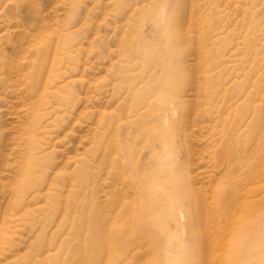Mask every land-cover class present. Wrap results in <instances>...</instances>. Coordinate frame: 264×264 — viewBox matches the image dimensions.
Here are the masks:
<instances>
[{"label": "rangeland", "instance_id": "1", "mask_svg": "<svg viewBox=\"0 0 264 264\" xmlns=\"http://www.w3.org/2000/svg\"><path fill=\"white\" fill-rule=\"evenodd\" d=\"M263 177L264 0H0V264H263Z\"/></svg>", "mask_w": 264, "mask_h": 264}, {"label": "bare ground", "instance_id": "2", "mask_svg": "<svg viewBox=\"0 0 264 264\" xmlns=\"http://www.w3.org/2000/svg\"><path fill=\"white\" fill-rule=\"evenodd\" d=\"M42 79V78H41ZM40 79V80H41ZM42 81V80H41ZM40 82V81H39ZM172 105V104H171ZM175 114V113H174ZM174 116V115H173ZM165 128V127H164ZM260 140V139H259ZM259 154V153H258ZM166 157V156H165ZM181 157V156H180ZM184 173V172H183ZM185 174V173H184ZM187 175V174H186ZM255 176V175H254ZM252 177V176H251ZM256 177H258V176H256ZM259 178V177H258ZM264 178V177H263ZM253 179V178H252ZM130 182H131V180H129ZM262 181H264V179L262 180ZM261 182V181H260ZM215 184V183H214ZM239 184V183H238ZM237 184V185H238ZM250 184H253L252 183V181L250 182ZM262 185L264 186V182L262 183ZM130 186V185H129ZM131 187V186H130ZM241 187H242V185H241ZM258 187V186H257ZM257 187L256 188H251L250 186L248 187H246L245 189H238V187H237V191H234V193L231 195V197H229L228 196V198H225V200H224V204H223V208L221 209L222 210V213L225 215V216H228V215H234L235 216V214L237 215V213H236V210H239V209H236V206H237V204L239 203V206H240V204H241V200L242 201H245V199H244V197L246 196V195H251V193L255 190V189H257ZM235 188H236V186H235ZM137 190V189H136ZM260 192H262V189L260 188ZM264 192V191H263ZM135 194V193H134ZM242 194V195H241ZM262 194V193H261ZM260 195V194H259ZM258 195V196H259ZM133 196V195H132ZM256 196V195H255ZM254 196V197H255ZM243 197V198H242ZM246 197H248V196H246ZM253 197V196H252ZM264 197V196H263ZM262 197V198H263ZM264 199V198H263ZM119 200H117V202H118ZM120 203V202H119ZM244 203V202H243ZM255 203V202H254ZM116 204V203H115ZM132 204V203H131ZM140 205V204H139ZM183 205V204H182ZM132 206V208H133V205H131ZM120 207V206H119ZM119 207H117V208H119ZM122 207V206H121ZM121 207H120V209H121ZM124 208V207H123ZM135 208V207H134ZM246 208V207H245ZM130 209H131V207H130ZM242 209V208H241ZM133 209H131V211H132ZM139 210V209H138ZM127 211V210H126ZM262 211H263V213H264V207L262 208ZM122 212V211H121ZM237 212H239V211H237ZM124 213H126V212H124ZM128 214H129V210H128V212H127ZM135 213V212H134ZM240 213H242V211L240 212ZM239 213V214H240ZM172 214V213H171ZM120 215V214H119ZM123 215V214H122ZM133 215V214H132ZM124 216V215H123ZM122 216V217H123ZM125 216H127V215H125ZM172 216V215H171ZM134 217H135V214H134ZM133 217V218H134ZM233 217V216H232ZM136 218V217H135ZM132 219V218H131ZM235 219H236V217H235ZM124 220V219H123ZM182 220V219H181ZM228 220H230L229 218H228ZM119 221H122L121 219L119 220ZM133 221L134 222H136L134 219H133ZM132 220H131V223L133 222ZM235 220L233 219V222H234ZM120 223H122V222H120ZM236 223H238V222H236ZM125 224H127V222L125 223ZM135 225H136V223H134ZM120 225V224H119ZM129 225H130V222H129ZM133 225V224H132ZM138 225V224H137ZM235 225V224H234ZM131 226V225H130ZM134 226V225H133ZM229 226V225H228ZM127 227V226H126ZM120 228V227H119ZM122 228H124V227H122ZM131 229V228H130ZM129 229V230H130ZM230 229V228H229ZM234 229H236V228H234ZM233 229V230H234ZM127 230V229H126ZM128 230V231H129ZM133 230H134V227H133ZM232 230V229H231ZM232 230V231H233ZM131 231V230H130ZM135 231V230H134ZM232 231H231V233H232ZM238 231V230H237ZM234 232V231H233ZM130 233V232H129ZM135 233H136V231H135ZM119 234V233H118ZM133 234V233H132ZM127 235H129L128 234V232H127ZM233 235V234H232ZM136 236V235H135ZM139 236V235H138ZM129 238H130V236H128ZM144 237V236H143ZM127 241V240H126ZM126 241H121V245H117V247L115 246L114 247V250H116L117 249V254H116V256L113 258V259H115L114 261L116 262V263H118V261L120 260V258H121V256H122V254H124V253H126L127 251H129L128 250V248L129 247H127V245H126V243H129V241L130 240H128L127 242ZM137 242L139 241V240H136ZM133 243V242H132ZM136 243V242H135ZM149 246V245H148ZM210 246L211 245H208V247H203V250H200V255H199V264H204V262L206 263V251H207V249H208V251H207V256L209 257L210 255V259L212 258V254H214V252H212L211 253V251H213V250H210ZM107 247V246H106ZM220 247H222L221 245H220ZM224 247H226V245L224 246ZM250 247H252V248H257V245H250ZM112 248H113V245H108V251H107V249H106V252H107V255H110V252L112 251ZM134 248V247H133ZM137 248H138V246H137ZM150 248V247H149ZM99 249H100V246H99ZM120 249V250H119ZM218 249H220V248H218ZM151 250H152V248H151ZM228 251V250H227ZM231 251V250H230ZM130 252V251H129ZM75 253V252H74ZM97 253V252H96ZM119 253H121V254H119ZM222 253V252H221ZM104 254V253H103ZM224 254H226V253H223V255ZM102 255V254H101ZM106 255V254H105ZM130 255V254H129ZM93 256V255H92ZM222 256V255H221ZM95 257H97L96 255H95ZM124 257H126V256H124ZM123 257V258H124ZM197 257V256H196ZM207 257V258H208ZM222 258V257H221ZM225 258V257H224ZM112 259V260H113ZM226 259V258H225ZM105 260H108V261H110V258H108V259H105ZM104 261V260H103ZM122 261V260H121ZM130 261V260H129ZM208 261H209V259H208ZM106 262V261H105ZM166 262V264L168 263V261H165ZM195 262H197V261H195ZM224 262V261H223ZM264 262V261H263ZM107 263V262H106ZM109 263V262H108ZM113 263V262H112ZM109 264H111V263H109ZM114 264V263H113ZM174 264H176V263H174ZM197 264V263H196ZM228 264V263H227ZM264 264V263H263Z\"/></svg>", "mask_w": 264, "mask_h": 264}]
</instances>
